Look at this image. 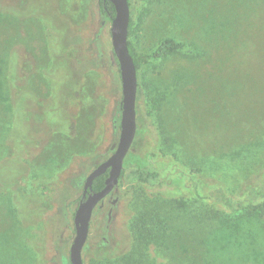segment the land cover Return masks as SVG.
Listing matches in <instances>:
<instances>
[{
    "label": "rangeland",
    "instance_id": "374dc122",
    "mask_svg": "<svg viewBox=\"0 0 264 264\" xmlns=\"http://www.w3.org/2000/svg\"><path fill=\"white\" fill-rule=\"evenodd\" d=\"M130 1L136 50L191 52L140 69L117 202L93 209L83 264H264L247 210L264 202V0ZM109 27L98 0H0V264H69L83 181L119 136Z\"/></svg>",
    "mask_w": 264,
    "mask_h": 264
},
{
    "label": "water",
    "instance_id": "95a60500",
    "mask_svg": "<svg viewBox=\"0 0 264 264\" xmlns=\"http://www.w3.org/2000/svg\"><path fill=\"white\" fill-rule=\"evenodd\" d=\"M106 1L114 7L109 32L121 85L119 136L112 154L93 168L83 181L81 199L73 214L74 236L69 247V264H83L82 250L88 237L93 209L118 185L123 161L136 133L137 74L127 44L130 19L128 0H103V2ZM106 170H108V175L103 187L86 195V192L91 190L93 180Z\"/></svg>",
    "mask_w": 264,
    "mask_h": 264
},
{
    "label": "trees",
    "instance_id": "16d2710c",
    "mask_svg": "<svg viewBox=\"0 0 264 264\" xmlns=\"http://www.w3.org/2000/svg\"><path fill=\"white\" fill-rule=\"evenodd\" d=\"M145 1V0H142ZM128 5H129V11H130V19H129V25H128V38H127V44H128V49H129V53L133 59L134 65H135V69H136V74H137V88H138V79L140 78L139 74H140V69L143 66H146L148 64H151L152 62L168 55V54H173L176 52H187L190 53L191 51L186 49V45L181 42L178 41L176 39L173 38H163L161 39L158 44L156 45V47L151 50L150 52H140L138 50H136L134 48V46L132 45V43L129 40V37L131 36V34L136 30L137 28V23L140 20V17L137 18V21H135L132 18V6H131V1L128 0ZM98 11H99V15L100 18L102 19V22H110L111 17H113L114 15V7L110 2H103V0H98ZM109 59L111 58V60H113V62H115L117 64L116 58L112 52V50L109 51ZM140 82V81H139ZM137 94L138 90H137ZM153 108L151 107V109H147L146 110V114L148 116L153 115ZM116 124L118 126V120L116 121ZM134 173H136L138 175V180L142 181L143 183L148 182L149 180H153L156 177V174L153 172H149V171H144V170H135ZM104 178H105V174H102L98 177H96L91 185V189L93 191H98L100 190L103 185H104ZM260 180H261V184L259 186V188L257 189V191L255 192L258 195V198L260 199H264V166L260 171ZM177 203H179L180 205L183 204V202L181 201H177ZM248 213L249 214H253V216L259 220V218H261L264 214V202L263 203H259V205L254 206L252 204H250L247 208ZM247 212V211H246ZM143 218V217H141ZM143 221L140 218H137L134 222V228L139 229V230H144L146 228V224L142 223ZM140 233V231H139ZM139 236L141 237V235L139 234ZM125 261L126 264H131L129 262L128 258H122L121 261ZM120 261V262H121ZM123 263V262H122Z\"/></svg>",
    "mask_w": 264,
    "mask_h": 264
},
{
    "label": "flooded vegetation",
    "instance_id": "af4514ba",
    "mask_svg": "<svg viewBox=\"0 0 264 264\" xmlns=\"http://www.w3.org/2000/svg\"><path fill=\"white\" fill-rule=\"evenodd\" d=\"M107 159V158H106ZM105 159V160H106ZM105 160H103V161H105ZM103 161H101V162H103ZM101 162H99V163H101ZM98 163V164H99ZM98 164H96L93 168H95ZM92 168V169H93ZM91 169V170H92ZM103 174H105V178L107 177V175H108V170H106V172L105 173H103ZM102 175V174H101ZM122 172H121V177H120V179H119V182L120 181H122ZM105 178H104V180H105ZM119 182H118V184H119ZM114 191V190H113ZM113 191L112 192H110L107 196H105L97 205H96V207H95V209L96 208H98V207H100V205H101V203H103L104 201H107V202H109L110 203V205H111V207L112 206H114L115 204H116V202H117V200L116 199H112V194H113ZM92 192H94L92 189L91 190H88L87 192H86V195L87 194H89V193H92ZM81 194H82V190H81ZM81 194H80V197H79V200L81 199ZM79 200H78V202H79Z\"/></svg>",
    "mask_w": 264,
    "mask_h": 264
}]
</instances>
